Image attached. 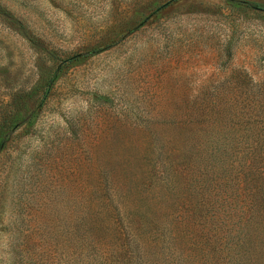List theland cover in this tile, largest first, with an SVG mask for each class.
Instances as JSON below:
<instances>
[{
    "label": "rangeland",
    "instance_id": "1",
    "mask_svg": "<svg viewBox=\"0 0 264 264\" xmlns=\"http://www.w3.org/2000/svg\"><path fill=\"white\" fill-rule=\"evenodd\" d=\"M0 139V264H227L264 192V0H0Z\"/></svg>",
    "mask_w": 264,
    "mask_h": 264
},
{
    "label": "trees",
    "instance_id": "2",
    "mask_svg": "<svg viewBox=\"0 0 264 264\" xmlns=\"http://www.w3.org/2000/svg\"><path fill=\"white\" fill-rule=\"evenodd\" d=\"M254 9H262L261 6L254 4L253 6H251ZM98 51L96 50H91L89 52H87V55L89 56H93L95 54H97ZM75 57H79V55L75 56ZM52 81V80H51ZM50 81V83H51ZM3 144V140L0 139V147H2ZM252 211L249 213L248 216L246 215V212H241V214H234V217H238V221L241 218H244V224L243 226L240 227L239 232L235 234H232L230 236L231 238V246H230V253L231 255L229 256L228 260H227V264H243L242 262V256L245 252V245H246V236L248 234V230H247V226L250 224L252 225V222L254 223H258L257 226H259L260 224H264V192H261L260 195L258 196V198H256L253 202H252V206H251ZM224 217V216H222ZM232 217L230 215H228L227 217H225V220H223L220 225H223L224 222L226 224V221L231 219ZM222 219V218H221ZM220 219V220H221ZM237 222H233L234 223H238ZM249 225V226H250ZM248 226V227H249ZM244 227V228H243ZM247 233V234H246ZM242 235V237L240 238L239 235ZM197 250L195 251L197 255L200 256L201 260V264H216L215 262H212V258L208 255V251H205L201 245L196 244ZM167 250V251H166ZM165 251L167 253L170 252L169 248H165ZM173 254V253H171ZM170 254V255H171ZM174 259L176 260L177 264H182V257L180 254L175 255ZM104 263V262H102ZM101 264V262H100Z\"/></svg>",
    "mask_w": 264,
    "mask_h": 264
}]
</instances>
